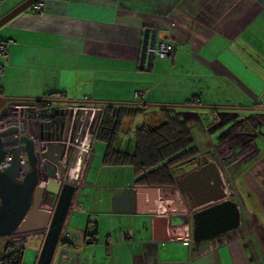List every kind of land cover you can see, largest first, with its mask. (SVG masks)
Instances as JSON below:
<instances>
[{"label":"crops","instance_id":"1","mask_svg":"<svg viewBox=\"0 0 264 264\" xmlns=\"http://www.w3.org/2000/svg\"><path fill=\"white\" fill-rule=\"evenodd\" d=\"M23 1L0 0V17ZM42 1L40 14L28 8L0 26L6 43L0 96L87 106L140 103L143 112L121 117L116 132L115 147L127 153L135 149L136 128L158 126L160 109L172 107L198 151L194 160L171 167L172 185H137L130 165L102 163L100 111L94 166L86 168L80 207L68 213L59 236L66 232L67 242L59 239L51 264H264V0ZM169 41L180 43L171 58L148 53ZM223 85L236 95L219 96ZM150 112H158L157 119L147 120ZM208 162L222 167L240 224L194 242L189 220L187 238L173 239L178 221L157 226L154 217L175 205L183 212L178 215L189 217L175 179L185 165ZM127 190L133 191L129 201L114 199ZM44 235L31 239L36 258Z\"/></svg>","mask_w":264,"mask_h":264},{"label":"water","instance_id":"2","mask_svg":"<svg viewBox=\"0 0 264 264\" xmlns=\"http://www.w3.org/2000/svg\"><path fill=\"white\" fill-rule=\"evenodd\" d=\"M37 1L39 0L21 2L0 17V26ZM10 100L14 99L0 96V107ZM99 114V111H95L93 115L92 134ZM90 115L91 109H80L76 112L72 123L73 139L71 142L74 145L69 148L65 164L60 161L65 149L64 143L50 145L42 152L45 158L42 163L46 176L45 181H40L38 178L37 157L35 155L42 148L33 146L27 138H23L22 141L26 145L31 164L28 175L21 181L14 178L18 167L16 156L8 169L0 171V236L44 230V239L35 264H51L52 262L75 192L74 185L66 181L73 159L79 153L80 142L75 137H78L82 132ZM69 119L70 113L68 121ZM91 136L88 143L92 140ZM2 145L0 140V160L4 155ZM85 156L86 151L83 149L79 153L81 165ZM182 171L183 175L175 179V187L181 193L187 210L190 211L189 217L188 215H178L183 212L175 211L177 210L175 205L173 210L166 215H157L156 213L155 224L160 226L163 220L178 221L173 222L175 228L172 229L171 238L184 240L188 235L190 220L194 242L210 239L237 228L240 224L239 208L235 201L227 198L222 167L217 166L214 162H208L200 167L195 164H187L182 168ZM158 191L161 192V190ZM124 195L129 201L133 197V191H123L114 199ZM129 210H133V207H130Z\"/></svg>","mask_w":264,"mask_h":264},{"label":"built area","instance_id":"3","mask_svg":"<svg viewBox=\"0 0 264 264\" xmlns=\"http://www.w3.org/2000/svg\"><path fill=\"white\" fill-rule=\"evenodd\" d=\"M29 9L33 13L40 14L43 9V1L39 0L33 3ZM180 46L177 41L160 42L156 48L150 47L149 54H154L158 58H171L173 53ZM6 53V43L0 42V54ZM137 99H142L141 92H136ZM52 103L46 105H37L35 101L28 100H10L6 101L0 107V140L3 143L2 151L3 158L0 160V171L8 169L16 156L18 167L14 178L18 181L23 180L31 170V164L26 145L22 141L23 138L29 139L33 146L41 147L42 150L35 153L37 157V167L43 169L42 163L45 161L42 152L50 145L64 143L65 149L60 161L65 164L67 162L69 146L74 145L72 138V123L75 119L76 112L80 109H91V115L84 125V129L80 132L79 153L81 150L86 151V156L81 165L79 153L74 157L70 171L66 181L73 184L75 192L71 199L69 212L79 209L78 195L85 189L84 173L86 168L94 157V149L92 140L88 143V139L92 134V126L94 122L95 111H101L100 105H86L85 102L67 103L63 99H56ZM70 113V119L68 116ZM64 136L66 137L64 139ZM91 136V138H92ZM38 169V178L40 181H45V171L41 174ZM67 233L64 232L59 238L61 241L65 240Z\"/></svg>","mask_w":264,"mask_h":264},{"label":"trees","instance_id":"4","mask_svg":"<svg viewBox=\"0 0 264 264\" xmlns=\"http://www.w3.org/2000/svg\"><path fill=\"white\" fill-rule=\"evenodd\" d=\"M46 105V100L36 101ZM101 117L96 129V137L106 142L104 165H130L137 179V185L164 186L174 183L171 167L188 162L197 155L192 146L189 127L175 108L162 107L163 122L156 127L147 124L135 130L136 144L133 153L120 151L114 145L120 118L143 112L138 104L101 105ZM92 235V234H91ZM94 236V235H93ZM95 238L91 239L94 241ZM66 244L67 240L61 241ZM24 246L15 240H7L0 253V264H23Z\"/></svg>","mask_w":264,"mask_h":264},{"label":"rangeland","instance_id":"5","mask_svg":"<svg viewBox=\"0 0 264 264\" xmlns=\"http://www.w3.org/2000/svg\"><path fill=\"white\" fill-rule=\"evenodd\" d=\"M238 70H240V69H238ZM241 73H242V71H241ZM184 79V78H183ZM194 82L191 78H185V80H184V82ZM197 83V82H196ZM198 84V83H197ZM222 87V89H223V92H221L220 93V95L219 96H222V95H225V93L226 94H230V95H236V94H234L235 93V91H234V89L233 88H230V87H225L224 85L223 86H221ZM232 93V94H231ZM238 95H242V94H238ZM158 112H155V113H153V112H150L146 117H147V120H149V119H154V118H156V117H158L157 114ZM138 118H143L142 117V115H139V116H137ZM157 119V118H156ZM150 122H152V121H150ZM197 129H199V128H197ZM197 133V132H196ZM201 134V131H199L198 133H197V135L199 136ZM126 137V136H125ZM198 141H199V139H198ZM197 143V142H196ZM199 143V142H198ZM197 143V144H198ZM199 149H201V148H203V147H201V145L203 146L204 144L202 143V141L199 143ZM70 147V146H69ZM204 149H202V150H200L201 151V153H200V155H202L203 154V151ZM191 160H194V157H192L190 160H188V162H190ZM91 166H94L93 164H90ZM90 165L88 166V167H90ZM88 167H87V169H88ZM38 169H40V167H38ZM87 169H86V172H87ZM41 170V174H43L44 173V171H43V169H40ZM85 172V173H86ZM88 173H89V171H88ZM81 193H83V192H81ZM81 193H79V195L81 194ZM79 195H78V197H79ZM82 195V194H81ZM80 201H81V199H80ZM45 231L44 230H36V231H30V232H24V233H18V234H13V235H8V236H0V253L2 252V250H1V246H2V241L4 240V241H7V240H15V241H17L18 243H20L21 245H23L24 246V251H23V264H34V262H35V258H36V255H35V253L33 252V250L31 251V249L33 248V247H31V245H32V238L34 237V235L36 234V233H44Z\"/></svg>","mask_w":264,"mask_h":264},{"label":"clouds","instance_id":"6","mask_svg":"<svg viewBox=\"0 0 264 264\" xmlns=\"http://www.w3.org/2000/svg\"><path fill=\"white\" fill-rule=\"evenodd\" d=\"M93 143V142H92ZM93 145V144H92Z\"/></svg>","mask_w":264,"mask_h":264}]
</instances>
